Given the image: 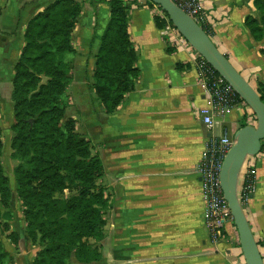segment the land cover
<instances>
[{
	"label": "crops",
	"instance_id": "0c3cea01",
	"mask_svg": "<svg viewBox=\"0 0 264 264\" xmlns=\"http://www.w3.org/2000/svg\"><path fill=\"white\" fill-rule=\"evenodd\" d=\"M53 1L0 0V84L8 97L26 24ZM76 1L81 12L71 41L76 54L88 52L91 44L94 55L99 41H92V33L103 32L109 7L106 0ZM123 1L140 74L112 113L100 105L87 121L86 107L79 108L93 147H104L97 155L104 168L100 180H106L112 199L104 226L106 245H112L107 264H245L240 247L229 241L232 226L225 237L211 238L197 168L209 136L233 139L243 119L249 125L256 122L255 114L241 104L216 115L206 128L199 109L209 104L210 95L198 79L197 52L188 43L169 39L174 32L166 17L162 28L156 27L148 0ZM201 1L210 38L256 89L264 82V45L244 24L246 16L257 15L253 0ZM76 75L69 89L81 87ZM252 158L256 191L244 210L264 260V154ZM21 236L31 245L25 230Z\"/></svg>",
	"mask_w": 264,
	"mask_h": 264
},
{
	"label": "trees",
	"instance_id": "16d2710c",
	"mask_svg": "<svg viewBox=\"0 0 264 264\" xmlns=\"http://www.w3.org/2000/svg\"><path fill=\"white\" fill-rule=\"evenodd\" d=\"M253 2L257 15L246 16L244 24L253 39L264 45V0ZM106 3L109 18L105 28L100 35L92 33V41L98 39L99 44L91 77L103 110L112 113L133 90L140 71L127 29L129 8L123 0ZM80 12L76 0H54L37 12L26 24L24 44L13 66L10 98L12 155L17 160L15 191L22 205L25 237L40 246L31 264H68L72 257L81 264H92L103 256L90 242L103 232L105 214L112 208L108 187L98 183L104 174L103 163L60 104V96L73 78L63 56L77 53L71 35ZM154 22L162 28L164 19L154 16ZM260 51L264 54V46ZM256 90L264 102V82ZM240 125L247 123L243 119ZM1 135L0 125V226L6 231L9 227L2 221L9 222L12 214L1 206L8 208L12 194L1 161ZM260 152L264 154V140ZM8 237L18 243L14 231ZM2 245L0 241V264L9 256Z\"/></svg>",
	"mask_w": 264,
	"mask_h": 264
},
{
	"label": "water",
	"instance_id": "95a60500",
	"mask_svg": "<svg viewBox=\"0 0 264 264\" xmlns=\"http://www.w3.org/2000/svg\"><path fill=\"white\" fill-rule=\"evenodd\" d=\"M152 2L167 15L168 20L187 43L231 84L255 114L254 124L240 127L234 133L233 143L221 165L219 180L233 218L245 264H264L247 215L237 195L239 174L244 161L248 156H255L260 152L261 143L264 140V102L257 90L219 50L202 26L172 0H152Z\"/></svg>",
	"mask_w": 264,
	"mask_h": 264
},
{
	"label": "built area",
	"instance_id": "2783aa9c",
	"mask_svg": "<svg viewBox=\"0 0 264 264\" xmlns=\"http://www.w3.org/2000/svg\"><path fill=\"white\" fill-rule=\"evenodd\" d=\"M187 13L197 24L207 27V15L201 0H172ZM174 37L169 39L187 43L183 36L175 30ZM198 54V53H197ZM196 69L199 81L210 95V102L199 109L206 128H210L216 115L224 113L238 105H247L229 84L200 54L196 58ZM233 143L227 134L209 136L202 152L197 171L199 176L202 199L205 205V221L209 227L211 238L218 240L225 237L227 227L232 226L233 218L220 186L219 173L223 159ZM253 156H248L241 168L237 195L244 206L256 191V169Z\"/></svg>",
	"mask_w": 264,
	"mask_h": 264
},
{
	"label": "rangeland",
	"instance_id": "374dc122",
	"mask_svg": "<svg viewBox=\"0 0 264 264\" xmlns=\"http://www.w3.org/2000/svg\"><path fill=\"white\" fill-rule=\"evenodd\" d=\"M148 1V4L155 9L154 15L163 19L162 17H165V15L163 11H161L160 7L158 5H155L152 0ZM166 20L169 21L167 17ZM169 23L172 25L171 22ZM175 30V27L172 25V31L175 32ZM93 58L94 55L93 52H91V44L88 52H82L76 55L66 53L63 56V59L67 61L70 67V73L72 74V76L76 72V76L80 78L78 84H81V87L79 85L77 88H67V90L60 96V104L65 106V115L67 117H71L73 119L75 117V122L77 124L76 131L84 137H87L89 135V130L85 123L79 118V108L86 107V109L84 110V116L88 121L89 112L97 110V108H100L101 105L97 94L92 88L93 80L90 74H92L93 70ZM136 62H139L138 56L136 57ZM3 85L4 84H0V125L2 128L1 139L3 143L1 161L3 168L9 177V188L11 190L12 196L10 198L8 208L1 206V209L2 211L9 209V213L12 214V218L9 222L2 221V223L8 225V230L2 231L0 226V241L3 244L2 246L9 252V256L4 258L2 264H31L35 253L40 249V246L38 245V243H34V245L26 243L23 236H21L23 235L25 230V223L22 217V205L18 196L16 195V185L13 175V169L17 164V160L14 159L12 155L13 150L11 144L13 136V131L11 129L13 104L10 96H7L6 88ZM103 148L104 147L102 146V144H99L98 146L94 145L93 154H97V152L100 153ZM98 183L100 185H106V180L104 178H102L101 180L99 179ZM11 231H14L18 236L17 244H14L8 237ZM236 234L237 233L232 229L233 237L231 236L232 238L229 239V241L232 243V245L240 247L238 235L236 237ZM226 235L227 234L225 233V236ZM90 242L95 247L99 248L103 255L102 259L99 262L92 264H107L108 262L106 254L109 252V248L111 249L112 245H106V228H103V232L98 237L91 238ZM68 264L81 263L77 262L76 259L72 257L70 260H68Z\"/></svg>",
	"mask_w": 264,
	"mask_h": 264
}]
</instances>
